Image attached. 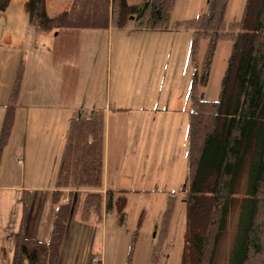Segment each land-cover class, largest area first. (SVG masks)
<instances>
[{"label":"trees","instance_id":"obj_1","mask_svg":"<svg viewBox=\"0 0 264 264\" xmlns=\"http://www.w3.org/2000/svg\"><path fill=\"white\" fill-rule=\"evenodd\" d=\"M229 0H208L205 13L175 30L191 32L194 56L199 40H207L200 71L191 78L188 112L187 177L179 197L184 208L180 264H216L221 246L231 231L226 264H264V0H245L240 19L226 23ZM175 0H146L128 5L124 0H73L55 17L46 13L45 0H27V25L37 32L59 29L123 28L133 18L136 31H167ZM220 40L231 42L218 99L204 100L211 59ZM23 63H19L6 106L0 152L13 123ZM103 156V113L75 117L68 126L52 192L56 206L48 241L28 239L18 232L11 264H58L59 248L70 215L64 191L98 189ZM128 190L89 192L79 206V220L98 225L114 215L116 225L126 223ZM175 194L166 196L159 226L154 233L151 263L157 264L166 246ZM145 211L136 220L128 263L143 224ZM93 257L89 264H92Z\"/></svg>","mask_w":264,"mask_h":264},{"label":"crops","instance_id":"obj_2","mask_svg":"<svg viewBox=\"0 0 264 264\" xmlns=\"http://www.w3.org/2000/svg\"><path fill=\"white\" fill-rule=\"evenodd\" d=\"M23 13H27L25 4ZM23 20L27 22V18ZM23 20L20 21L23 23ZM112 28L115 27L104 30L59 29L41 33L21 26L19 34L9 37L10 33H7L2 38L0 133L16 72L19 63H23L12 127L0 152V251L6 253L7 264L12 261L15 239L23 219L26 238L43 243L48 241L56 209L52 203V192L69 123L75 117L88 118L96 111L103 113L101 185L95 190H72L70 215L59 248L58 264H89L91 257L98 264H152L154 231L158 228L166 196L174 194V190L170 189L166 196L162 195L165 197H160L158 210L152 213L150 207L139 199L141 190L119 188V183L127 177L128 183L135 185L140 180L143 157L147 168L153 165L152 158L149 162L150 155L146 153L157 148L148 147L150 143L160 147L167 138L166 132L160 136L158 129L146 128L144 116L158 111L159 116L169 115L176 119L184 116L185 112L188 114L190 108L186 111L179 109L174 101L156 109L140 106L142 89L146 85L145 75L140 76L138 69L131 68L126 77L113 86ZM164 32L167 34L169 31ZM131 34L127 33L128 36ZM144 52L142 47L133 50V54L139 56L134 67L139 61H144ZM145 62H149L148 57ZM121 74L119 72L118 77ZM123 93L126 96L122 97ZM131 97H134L133 101H130ZM134 101L138 104L132 105ZM121 116L126 117V123L123 127L118 122L113 123L112 128L120 144L110 149V125L113 119ZM120 128L124 129V137L121 138L116 134ZM161 162L158 163L162 165ZM158 163L155 165L159 166ZM20 165L22 172L19 178L14 167ZM125 172L130 175H123ZM110 189L130 191L125 226H115V218L110 219L112 215L104 216L98 225L82 223L79 220L82 196L93 191L104 194ZM141 210L145 211L144 220L128 263L133 231ZM157 264H161V259Z\"/></svg>","mask_w":264,"mask_h":264},{"label":"rangeland","instance_id":"obj_3","mask_svg":"<svg viewBox=\"0 0 264 264\" xmlns=\"http://www.w3.org/2000/svg\"><path fill=\"white\" fill-rule=\"evenodd\" d=\"M72 1L73 0H45L47 15L49 17H54L68 10ZM124 1L128 5H141L146 0ZM244 1L245 0L228 1L224 17L227 24L237 22L240 19ZM26 2L27 0H0V43L3 36L7 35V33H10L8 36L11 37L12 35L15 36L14 34L20 33L21 26L25 27V29L28 28L27 22L23 20L27 18V13L26 15L23 13L24 4H26ZM207 3L208 0H175L170 12V21L167 30L169 32H167V34L164 31H146L139 34L135 30L133 18H131L123 28H112L111 79L113 86L118 80L123 79L124 76L126 77L131 71V68L133 70L138 69L137 73L140 76L145 75L144 84L146 85L142 89L143 101L140 103V106L156 109L159 106L166 107L174 101L173 104H175L177 108L185 111L188 110L191 104L190 89L192 74L195 69L198 71L202 69V63L207 48V40H199L198 48L193 56L191 53V32L183 29L175 30L174 26L177 22L192 20L205 13ZM20 20H23V23ZM129 32L132 33L131 36L127 35ZM141 47L145 51L144 61L142 63L139 61L134 67V62L137 61L139 56H135L133 50ZM230 47L231 42L226 40H220L216 44L205 86L198 88L199 95L206 101H216L218 99L220 82L226 69ZM167 48H169L170 51L166 52ZM170 48H172V50ZM119 50H121V52ZM119 53L122 55L119 56ZM154 54H156L155 57ZM146 57L149 59L148 63L145 62ZM118 62L121 63L118 65ZM115 64L117 65V70L115 69ZM119 72L122 74L118 77ZM156 81H158L159 85H156ZM128 93L129 89L126 94ZM126 94L123 93L122 97L126 96ZM133 100L134 97H131L130 101ZM131 104H138V101H134ZM144 117L143 123L147 125L146 128L158 129L159 132H161L160 136L163 135V132H166L167 138L160 147L153 146L152 143L148 146L157 149H153V151L151 150L149 153H146L150 155L149 162L152 158L151 162L153 165L150 168L145 166L146 159L143 157V164L139 169L142 176H140V180H138L135 185H132L128 183L130 180L124 177V180L119 183V188L141 190L140 194H142V197L139 199L146 204L147 207H150L152 213L157 212L160 197H165L170 189L174 190V194L177 196V202L173 210L161 264H180L182 233L184 229V208L180 202L181 198L179 194L187 177L188 114L185 112L184 116L173 119L170 118L169 115L159 116L158 111H155L153 114ZM116 122L122 126L126 123V117L121 116L117 120H112V124L110 125L112 138H110L108 142L110 149H115L120 144V140L115 139V133L113 134L112 131L113 123ZM119 131L120 132L116 134H118L120 138L121 136L124 137L122 133L124 129L120 128ZM121 140H123V138ZM159 161H162V165L158 163ZM156 163H158L159 166H156ZM14 168V171L20 178L22 166L20 165ZM123 175L130 174L125 172ZM68 191L69 190L64 191V196L67 197L66 199L64 197L66 201H70L71 194L68 195ZM70 193H72L71 190ZM86 194L82 196L81 201ZM129 210H132V207H129ZM113 217L114 215H112L110 219L112 220ZM155 232L156 231H154V233ZM231 236V231H229L219 251L216 264H226L228 251L231 246ZM6 260V253L0 251V264H7Z\"/></svg>","mask_w":264,"mask_h":264},{"label":"built area","instance_id":"obj_4","mask_svg":"<svg viewBox=\"0 0 264 264\" xmlns=\"http://www.w3.org/2000/svg\"><path fill=\"white\" fill-rule=\"evenodd\" d=\"M99 262L96 259L92 260V264H98Z\"/></svg>","mask_w":264,"mask_h":264}]
</instances>
